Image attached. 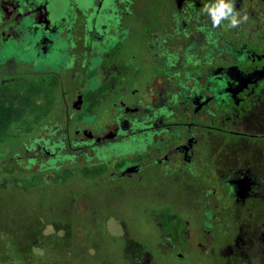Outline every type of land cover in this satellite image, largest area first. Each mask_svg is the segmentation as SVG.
<instances>
[{"label":"flooded vegetation","instance_id":"af4514ba","mask_svg":"<svg viewBox=\"0 0 264 264\" xmlns=\"http://www.w3.org/2000/svg\"><path fill=\"white\" fill-rule=\"evenodd\" d=\"M214 2L0 0V104L36 110L0 146V184L11 164L39 218L57 186L69 213L0 244V264H66L48 237L73 228L81 186L124 264H264V0H230L236 27Z\"/></svg>","mask_w":264,"mask_h":264},{"label":"rangeland","instance_id":"374dc122","mask_svg":"<svg viewBox=\"0 0 264 264\" xmlns=\"http://www.w3.org/2000/svg\"><path fill=\"white\" fill-rule=\"evenodd\" d=\"M59 123L63 124L61 118H59ZM4 169L5 172L2 173V175L5 174L9 177L13 176L16 179L15 181L12 179L9 182H4L2 185L0 184V229L4 231L0 233V244L5 245V247L19 249L24 243H27V240H24V235L21 236V232H23L21 231L22 228H38V226L42 228H54L53 226L55 225H57V228H65L66 216H68L69 213L68 206L65 205L64 201H60L61 197L64 198V189L61 186H57L55 189L58 198H56V203L59 204L56 210V218L53 217L55 220H52L54 221L52 223L46 222V218L43 216L39 218L40 213L44 215L45 206H43L41 209L42 212H40L34 201L36 197L39 204V197L32 194V192L25 191L27 194H21L23 189H21V185L19 184L18 168L10 164ZM79 183H75L73 186L78 188L81 185V183ZM80 190H83L82 186ZM76 191L72 204L73 228L68 231L64 230L65 234L63 233V235H49L48 238L50 240L48 241L57 242L58 244L68 243L65 249L70 251V257L68 258L69 261H66V264H124L123 256L120 255L121 250L116 248L117 243L114 242L112 235L100 233V231L96 230L100 224L103 226L105 217L99 212L94 211L86 214L88 200L87 198L84 199L85 196L81 194V191L80 193ZM39 193L40 192H37L36 194ZM42 193H45L44 190H42ZM23 196H26L27 200H22ZM90 200L89 202L93 204L92 208H98L96 200ZM51 201L55 205V201H53V199H51ZM21 208L24 210H21ZM21 212L24 213L25 216H21ZM108 226H110L108 229L112 233L118 232L111 226V223H108ZM45 232L49 231L45 230ZM66 232H68L69 235H66ZM47 258L50 264H62L59 256L54 259L52 257Z\"/></svg>","mask_w":264,"mask_h":264},{"label":"trees","instance_id":"16d2710c","mask_svg":"<svg viewBox=\"0 0 264 264\" xmlns=\"http://www.w3.org/2000/svg\"><path fill=\"white\" fill-rule=\"evenodd\" d=\"M29 101V95L26 94L25 100L20 104H0V146L19 143V124H24L26 130L32 128L35 121L30 115L34 114L36 110Z\"/></svg>","mask_w":264,"mask_h":264},{"label":"clouds","instance_id":"9594fccd","mask_svg":"<svg viewBox=\"0 0 264 264\" xmlns=\"http://www.w3.org/2000/svg\"><path fill=\"white\" fill-rule=\"evenodd\" d=\"M205 11L214 26L219 25L222 20H228L231 27H236L240 23L230 0H215L214 3L206 6Z\"/></svg>","mask_w":264,"mask_h":264}]
</instances>
